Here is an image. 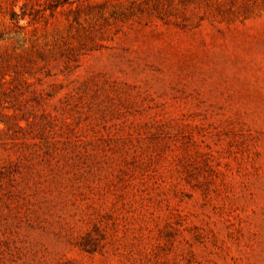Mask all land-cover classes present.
<instances>
[{"label":"rangeland","instance_id":"rangeland-1","mask_svg":"<svg viewBox=\"0 0 264 264\" xmlns=\"http://www.w3.org/2000/svg\"><path fill=\"white\" fill-rule=\"evenodd\" d=\"M49 3L0 0V264H264V0Z\"/></svg>","mask_w":264,"mask_h":264},{"label":"trees","instance_id":"trees-1","mask_svg":"<svg viewBox=\"0 0 264 264\" xmlns=\"http://www.w3.org/2000/svg\"><path fill=\"white\" fill-rule=\"evenodd\" d=\"M70 2V0H50V3L48 4V6H44V9H55L58 8L59 6H63L65 4H68ZM18 18V14L16 13V11H12L11 13V19L15 20Z\"/></svg>","mask_w":264,"mask_h":264}]
</instances>
